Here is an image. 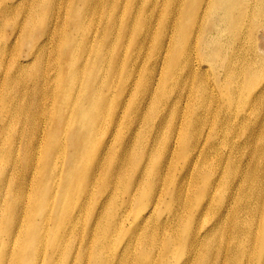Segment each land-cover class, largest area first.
Returning a JSON list of instances; mask_svg holds the SVG:
<instances>
[{"label": "bare ground", "instance_id": "1", "mask_svg": "<svg viewBox=\"0 0 264 264\" xmlns=\"http://www.w3.org/2000/svg\"><path fill=\"white\" fill-rule=\"evenodd\" d=\"M6 1L0 24L14 14L56 51L9 58L0 264H264V0L147 1L137 38L152 55L125 92L132 67L101 48L75 56L92 9L100 20L123 0Z\"/></svg>", "mask_w": 264, "mask_h": 264}, {"label": "rangeland", "instance_id": "2", "mask_svg": "<svg viewBox=\"0 0 264 264\" xmlns=\"http://www.w3.org/2000/svg\"><path fill=\"white\" fill-rule=\"evenodd\" d=\"M20 2L22 0H19ZM147 1L154 2L155 0H136L135 4H129L126 5L125 0L122 1L121 6L116 9L114 12H109L105 16V12L102 13L101 19L97 20V17L100 15V11L103 8H96L95 10L92 9V12L89 13L88 17L92 16L93 24L91 31L88 33H85L83 36V41L80 47H76V52L82 53L83 57V51L88 53V55L93 54L95 52L100 51V48L102 52H111L109 54L113 55V59H108L109 66L112 64V68L115 66H118L121 68V70L127 71L130 67H132V72L130 75V79L127 83L129 86L122 91L125 92L129 90L132 86L133 81L135 80V86L139 85L142 81V75L144 73V70L146 67L149 66V59L148 56L152 55L151 47L153 46V39H145L147 37L145 35L144 29L142 30L143 37L142 39L137 38L139 29L141 28L140 21L141 19L147 14L143 10V6ZM10 2L12 0L6 1L7 5L10 6ZM27 3L25 2L22 7L19 8H9L14 13L15 9L20 10V8L27 10ZM83 5V4H81ZM84 6V5H83ZM132 6L133 10L128 12L124 10V8ZM29 7V6H28ZM8 8V7H7ZM86 8V6H84ZM108 8V7H106ZM109 9V8H108ZM61 11V9H60ZM72 15V11H71ZM151 15V14H150ZM62 12H60L56 17V20H61ZM152 18H158L157 14L151 15ZM20 18V17H18ZM20 19H15L14 14L9 18V21L6 23L0 24V46L5 49V57L6 59L4 62L0 63V95L2 98L4 97V90L8 82V77H10V74L13 72L11 67V62H9V58L12 55H15V58L18 60H26L27 59V52L28 51H36L37 46L41 45L42 47H45L49 53L54 54L56 49L55 45H53L52 39L46 40L44 37V34L40 35L38 33V28L34 27L31 28V30L27 27H25L22 31V33L17 31V24L19 23ZM55 31V21L52 23V31ZM261 30V31H260ZM100 31L104 32H113L115 36L107 41H102V47H101V38H100ZM87 32V31H86ZM152 37H154L157 32L158 28L151 29ZM154 33V34H153ZM258 41L262 42L264 41V29L261 28L258 30ZM263 34V35H262ZM144 40V41H143ZM172 41L169 44L168 42H165L163 44L166 46L168 43L169 50L167 55L163 58V66L160 69V77L162 75V72L164 71L165 79L168 75H166V66L170 60V48H177V43H173ZM168 48V47H167ZM166 49H163V51H166ZM135 50L136 55H134L131 59V56L125 55L128 54L130 51ZM14 53V54H13ZM113 53V54H112ZM125 53V54H124ZM117 55V56H116ZM62 57L61 55H59ZM110 56V55H109ZM116 57V58H115ZM197 65L199 66V69L202 70L204 67V63L200 62V59H198ZM83 62V60H78L76 58L75 64ZM159 75V74H158ZM164 79V80H165ZM164 83V81H163ZM119 91L112 90L111 92H108V103H110L113 107L117 105L118 99H119ZM1 98V99H2ZM123 110H120L119 113L122 114ZM112 144H114V141H112Z\"/></svg>", "mask_w": 264, "mask_h": 264}]
</instances>
